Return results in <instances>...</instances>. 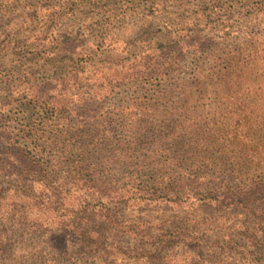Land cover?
<instances>
[{
  "label": "rangeland",
  "instance_id": "rangeland-1",
  "mask_svg": "<svg viewBox=\"0 0 264 264\" xmlns=\"http://www.w3.org/2000/svg\"><path fill=\"white\" fill-rule=\"evenodd\" d=\"M259 7L264 0H0V125L28 136L37 124L30 104L35 94L81 109L82 94L88 93L94 118L66 122L88 121L85 179L110 182L115 190L139 183L136 166L130 168L124 157L128 146H136L134 163L139 156L146 171L165 163L166 171L172 168L164 171L166 183L181 179L179 201L163 192L117 205L115 228L145 233L143 241L154 242L164 258L177 254L180 264H214V256L232 264H264L256 256V247L264 246V219L257 224L256 208L227 207L214 199L247 190L264 177V166L244 162L249 145L264 149V13L254 17ZM164 47L169 51H160ZM153 57L160 68L174 70L162 81L142 77L152 71ZM224 68L227 83L218 78ZM100 126L111 137L96 146L92 136ZM177 130L183 135L180 150L170 139ZM72 160L67 155L52 163ZM14 163L21 175L0 172V185L26 195L19 203L29 215L15 229L72 240L66 219L73 213L69 196H77L70 184L75 178H66L60 167L61 178L43 187ZM63 179L66 193L52 195L48 189L59 188ZM175 227L194 238L190 247L161 242L172 238ZM141 236L126 240L140 244ZM255 237L257 246L249 241Z\"/></svg>",
  "mask_w": 264,
  "mask_h": 264
},
{
  "label": "trees",
  "instance_id": "trees-1",
  "mask_svg": "<svg viewBox=\"0 0 264 264\" xmlns=\"http://www.w3.org/2000/svg\"><path fill=\"white\" fill-rule=\"evenodd\" d=\"M236 4L237 2L234 1L233 6ZM256 11L254 17L260 15V12L264 13V7H259ZM160 51H169V48L164 47ZM152 60L155 61L152 71L142 77L162 81L173 73V69L160 68L159 58L153 57ZM171 65L172 63H169V66ZM218 75L219 80L227 83L229 77L227 68L219 70ZM82 95L86 97L81 98L80 102H83V104L81 109H78V105H69L70 102L69 104L67 101L57 102V99L52 100L46 98L45 95L35 94L30 104H33L37 124L30 128L31 133L28 136L13 131L7 133V129L5 130L0 125V172L4 171V175L7 176L10 174L20 176L21 173L14 170L18 167L14 165L15 161L21 163L20 166L24 165L26 169H29L24 171L23 175L29 173L37 179L31 180L33 184L38 181L45 187L47 181L61 178L57 177L56 172L61 167L65 175H68L66 178H75L76 181L70 182V184L74 192H77V196L79 195L74 199H71L70 195L68 199V206L73 211L66 219L72 222V230L68 233L72 237V240H70L64 239V235L56 232H41L37 229L27 230L25 228L15 229L14 225H19V220H25L26 215H29L25 206L19 203L26 201L23 198L26 195H23L22 190H17V188H4L0 185V264H64L68 260L82 261L83 264H180L175 260L177 254L169 253V258H164L161 249L154 242L143 241L145 233L140 234L130 226L121 227V229L115 228V224L118 215L117 205L122 207L131 201L151 200L157 194L163 192L169 201L183 199L181 179L170 181L167 184L162 177L164 171H166L165 163L157 168L153 167V169L147 170L149 172L146 171L147 166L139 165V156H136L137 162L134 163L135 156L133 152L136 146L134 148L128 146L124 157L127 163L130 164V168L136 166L135 173L139 183L119 186L118 190H115L116 186L110 182L85 179L84 172L87 167L85 161L90 154L85 143L86 135L89 132L88 121H85L82 126L78 124L69 126L66 123L72 120L73 117L77 119L80 116L91 120L96 115L95 110L91 109L93 105L89 106L90 104L86 103L88 93ZM145 125L150 127L152 123L147 121ZM106 133L109 132H104L102 126H100L98 133L92 136V143L96 146L102 144V141L111 137L110 134ZM170 139L177 146V150L183 147V135L178 130ZM134 143L138 145L139 141ZM242 146L246 148L247 144H242ZM249 147L244 162L251 163L257 168L263 167V146L260 143H253ZM54 152H58L57 157L53 155ZM67 155L73 157L72 163H52ZM168 159L171 161L169 156ZM14 166L16 167L14 168ZM168 170L172 172V168H167ZM167 171L166 173H169ZM154 176H157V178H154ZM66 182L67 180L63 179L59 188L48 189V191L52 195L61 196L66 193L65 188H63ZM96 194L98 195L95 196ZM137 195H141V197L134 199ZM263 195L264 177L253 181L251 187L247 190L239 188L226 198H222L223 200H220L221 198L217 196H214V199L227 207L242 204L248 208H256L259 212L258 224L264 219ZM36 197L34 195L32 198ZM208 197L202 196L200 200H205ZM196 201L197 197H194L192 203ZM103 204L106 206H103ZM108 204L114 206H108ZM61 221V219H56L55 222L60 224ZM173 229L172 238L161 242L164 245L168 243L169 245H176L177 243V246L183 245V248L190 247L194 238H189V234L186 233L184 228L175 227ZM260 232L263 233L264 238V230H260ZM139 235H143L140 244L126 240V238L133 239V237ZM249 241L251 245L257 246L258 239L256 237L251 238ZM256 249H258L256 251L258 261L263 262L264 246L256 247ZM233 262L230 263L228 259L214 256V264H232Z\"/></svg>",
  "mask_w": 264,
  "mask_h": 264
}]
</instances>
